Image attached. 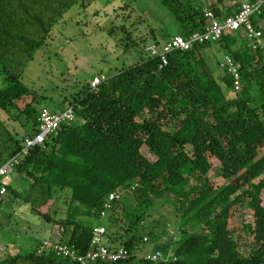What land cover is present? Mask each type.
Here are the masks:
<instances>
[{
    "label": "trees",
    "instance_id": "trees-1",
    "mask_svg": "<svg viewBox=\"0 0 264 264\" xmlns=\"http://www.w3.org/2000/svg\"><path fill=\"white\" fill-rule=\"evenodd\" d=\"M97 1L0 0V115L23 127L12 131L0 117V169L18 160L0 175V226L17 225L31 210L58 225L60 244L80 253L91 250L98 225L107 228L105 246L132 253L120 262L90 264L143 262L136 255L141 251L161 252L156 264H264V0L210 6L155 0L157 26L150 28L149 46L139 48L145 56L138 62L100 65L82 75L87 83L71 96L54 98L27 85L37 54L51 48L74 11ZM119 2L125 5L116 9L117 27L109 33L124 31L138 43L127 23L140 1ZM245 3L260 5L248 21L261 36H250L245 25L189 49L165 50L176 36L208 32L210 13L224 22ZM147 10L142 4L137 11L143 21L152 18ZM96 77L102 81L94 88ZM44 108H72L75 118L27 147L41 130ZM56 199L67 205L61 219L43 210ZM162 200L174 205L175 222L151 224ZM240 210L247 218L243 229L232 226ZM173 226L178 233L167 238ZM31 240L34 249L11 253L0 264H80L55 246L45 249L51 233Z\"/></svg>",
    "mask_w": 264,
    "mask_h": 264
},
{
    "label": "rangeland",
    "instance_id": "rangeland-1",
    "mask_svg": "<svg viewBox=\"0 0 264 264\" xmlns=\"http://www.w3.org/2000/svg\"><path fill=\"white\" fill-rule=\"evenodd\" d=\"M119 1L98 0L86 10L88 12L87 15L86 11L83 10L74 11L69 23L62 25L59 32H57L58 36L52 41L51 48L40 51L36 59L27 68L24 77L25 83L30 86L33 84V86L50 97L60 98L64 93H66V96H71L73 93L80 91L87 83V79L82 77L85 73H96L100 65L107 69L125 61L127 64H133L138 62L139 57L145 56L144 54L139 56L137 52L141 51H139V48H144L146 45L149 46L148 40L150 39L148 34H151L152 27L157 26L155 18L156 1L139 0L140 3H137L136 7L138 9H136L134 17L130 20L131 22L127 23L133 32L134 39H137L138 43L133 42L124 31H118L117 35L109 33L111 29L117 27L114 21L118 13L116 9L125 5ZM203 1L208 2V6H210L219 0ZM239 1L237 0L236 2ZM227 2L235 3V0H227ZM142 4H146L147 15L152 17L148 21L141 20L140 13L137 14ZM97 11L101 12V15L96 16ZM108 13L111 16V20L105 17L108 16ZM140 20L141 24H139ZM118 30L121 29L119 28ZM125 43L129 45H125ZM1 83L0 79V85ZM0 117L12 131H23L22 125L17 121H12L5 113H1ZM211 177H215V172L211 173ZM9 180L15 185L21 186L20 183H17V179L9 177ZM43 210L61 219L66 216L67 205L62 199H56L52 200L49 206L43 208ZM22 215H20L21 218L17 225H14L13 221H11L0 226V260L17 251L34 249L37 243L31 238L43 239L45 235L51 233V240L47 243L45 242V249L59 246L63 238L58 225L47 222L45 219L33 214L31 210L22 212ZM155 219L162 223H174V205L164 200L159 202L156 216L151 218L149 222L152 224ZM245 222H247L245 211H237L232 226L243 229ZM159 228L163 230V226H159ZM170 230L166 234L167 238L178 233L177 228L174 226ZM245 235L247 236V233ZM247 242L251 241L248 240ZM246 248L247 252H250L251 245L248 244ZM133 264L149 263L138 261Z\"/></svg>",
    "mask_w": 264,
    "mask_h": 264
},
{
    "label": "built area",
    "instance_id": "built-area-1",
    "mask_svg": "<svg viewBox=\"0 0 264 264\" xmlns=\"http://www.w3.org/2000/svg\"><path fill=\"white\" fill-rule=\"evenodd\" d=\"M260 5L257 4H249L245 3L241 12L236 17H230L224 22H219L213 17V14L210 13L211 16V28L206 33L197 32L192 35L190 38H184L182 36H176L172 41L165 47L166 51H170L173 49H189L194 43L198 40H206L212 38H218L223 33L232 32L233 30L239 29L242 26H247L250 36H261V31H256L252 25L249 23L248 18L251 14H254ZM166 62V61H165ZM236 70V68H234ZM102 79L100 77H96L92 86L94 88L98 87L101 83ZM237 84L240 85V81H237ZM75 118V113L72 108H69L67 111L63 113H55L52 112L49 108H44L41 116H40V132L34 138H28L26 140L27 147L34 146L38 143H43L47 139V137L60 128L62 122H66ZM18 162L17 159H12L8 164L4 165L0 169V175H8L15 164ZM6 187L1 189V193H6ZM116 197L115 194L110 195V199L113 200ZM109 208L112 204H107ZM105 212H103V216ZM107 235V228L103 225H98L94 228L93 237H92V248L87 253H80L77 249L71 248L67 245L59 244V246H55L56 250L60 255H64L73 260L78 261L80 264H90L99 260H106L109 262H120L132 256V253L126 249L125 247H121L118 250L110 249L104 245V241ZM147 240V238H146ZM134 255V254H133ZM136 255L143 259L144 261H150L156 264L161 258V252H138Z\"/></svg>",
    "mask_w": 264,
    "mask_h": 264
}]
</instances>
